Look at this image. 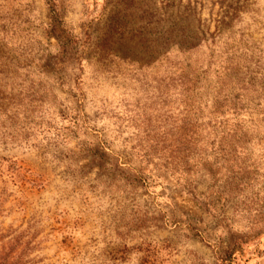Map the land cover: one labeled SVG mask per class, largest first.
<instances>
[{
  "label": "rangeland",
  "instance_id": "374dc122",
  "mask_svg": "<svg viewBox=\"0 0 264 264\" xmlns=\"http://www.w3.org/2000/svg\"><path fill=\"white\" fill-rule=\"evenodd\" d=\"M53 3L69 46L48 35L46 0H0V38L44 103L42 131H5L0 118V264H264V0ZM110 21L131 39L118 56ZM168 28L220 31L221 95L247 111L222 110L188 191L161 168L181 121L135 32Z\"/></svg>",
  "mask_w": 264,
  "mask_h": 264
},
{
  "label": "trees",
  "instance_id": "16d2710c",
  "mask_svg": "<svg viewBox=\"0 0 264 264\" xmlns=\"http://www.w3.org/2000/svg\"><path fill=\"white\" fill-rule=\"evenodd\" d=\"M46 2L49 11L48 35L53 37L59 45L69 46L73 42L74 36L67 31L57 11L54 10L53 0H46ZM135 32L143 35L144 38L139 36L141 38L139 48L141 53L149 58V61L148 59L144 61L145 58L142 59L143 66L154 65V68L159 72L163 69L156 85L166 95L170 93L167 96L169 97L168 104L174 106L173 108L181 121L179 125L172 126L174 128L172 137L173 154L170 156V160L165 162L161 168L170 172V175H175L176 179L182 183L183 188L188 191L192 173L196 174L201 167L199 151L202 149L203 142L212 148V152L215 153L216 151L214 148L218 137L216 128L222 110L235 116V118L239 115V112L245 114L247 111H241L242 106L238 103L236 97H232L231 91L227 90L226 94L221 95V80L225 79L227 82L231 80L229 74L231 67L228 65L224 69V76H220L221 71L214 59V57L216 58L215 53L217 54V51H215L217 48L216 43L221 36L220 31L210 35L208 40L204 37L198 38L195 31L186 29L168 28L164 31L155 29L152 33L144 31V29H137ZM127 35L128 32H125V30L118 27L116 29L112 26L111 21L106 24V40H109L108 50L112 52L111 54L118 56L116 53L124 49L125 43H131V39ZM111 36L113 39L115 38V42L110 40ZM122 45L123 47H121ZM203 49L207 50L208 53L205 59L201 61L196 57V54ZM247 49L244 47L243 49H237L235 52L240 51L241 54L247 56ZM6 51L8 50L4 44V37H1V125L6 124L4 130L9 131L17 121H22L23 125L20 130L24 134L28 133L26 130L42 131L44 129L41 117L44 107L42 91L35 90L32 83L29 86L25 85V80L20 79L21 75L24 74L25 69L23 68H25V65L19 63L17 59H14L13 54L10 55ZM230 52L232 53V51ZM200 53L204 52L201 51ZM122 58L124 59V57ZM244 61L249 62L246 58ZM230 62L232 61L230 60ZM227 63L229 64V61ZM45 67L46 65L41 66L43 70ZM256 73V71L246 69L245 83L243 84L250 88L253 87ZM18 79L19 83L14 84V81ZM11 85L15 86L12 87ZM258 88L264 92L263 85L258 86ZM159 97L163 98L160 95ZM165 102L163 99L160 101L161 104L166 105ZM231 131L230 129L227 132V137L231 138L233 136ZM142 157L147 167L150 163L148 155L144 154ZM153 167H156V165H153ZM234 251L232 250L228 255H225L224 259H230V255Z\"/></svg>",
  "mask_w": 264,
  "mask_h": 264
}]
</instances>
